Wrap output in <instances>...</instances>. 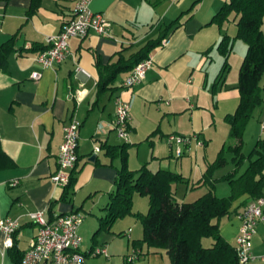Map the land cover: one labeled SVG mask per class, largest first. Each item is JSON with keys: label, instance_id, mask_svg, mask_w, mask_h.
<instances>
[{"label": "crops", "instance_id": "crops-1", "mask_svg": "<svg viewBox=\"0 0 264 264\" xmlns=\"http://www.w3.org/2000/svg\"><path fill=\"white\" fill-rule=\"evenodd\" d=\"M75 1L0 0V45L9 39L13 45L0 67V217L19 221L11 247H3L0 233V264H19L18 254L37 231L28 216L33 211H43L49 221L71 211L82 213L80 250L87 253L102 247L107 252L87 255V264H169L163 249L137 243L142 227L135 218H119L122 226H115L117 220L108 230L94 234L107 212L121 166L120 158L108 155L106 147L125 144L129 169L146 164L154 171L180 174L183 181L174 185L175 196L180 190L182 198L191 195L194 199L208 190L200 180L207 165L221 154L223 163L212 172L213 191L219 197L227 196L231 187L223 176L242 173L257 156L256 141L264 142L259 126L264 119V73L259 80L262 102L254 108L236 154L229 147L234 140L225 117L239 102L238 71L246 44L233 39L228 69L220 78L224 58L216 47L222 34L235 36L236 26L228 23H235L234 18L219 26L212 17L226 0H90L91 9L110 23L109 34L70 36L68 56L54 67L42 68L35 57L72 15ZM163 34L148 52L153 64L139 83L123 89L122 81L130 72L123 70L112 89L98 93L97 62L106 65L119 58L126 62L146 41ZM163 39L167 40L164 44ZM34 70L40 72L38 79L30 77ZM117 95L132 98L127 142L112 127ZM71 117L80 120L77 161L63 198L65 186H55L50 176L57 168L63 127ZM171 133L196 138L177 157L175 144L167 140ZM196 139L203 144L198 145ZM228 139L231 142L226 143ZM248 144L251 147L245 152ZM93 153L95 159L90 160ZM252 199L243 192L218 219L219 233L231 245L237 236L239 213ZM251 253L247 264H264L259 258L264 254V218L251 238ZM131 254L136 256L127 260Z\"/></svg>", "mask_w": 264, "mask_h": 264}, {"label": "trees", "instance_id": "trees-1", "mask_svg": "<svg viewBox=\"0 0 264 264\" xmlns=\"http://www.w3.org/2000/svg\"><path fill=\"white\" fill-rule=\"evenodd\" d=\"M232 18L235 19V36L222 34L216 48L224 58L219 72L221 78L228 69V55L232 49L233 39L239 38L246 44V51L238 71L239 102L234 112L225 117L230 127V137L234 140V144L229 147L239 154L244 128L254 108L262 102L259 80L264 73V29H262L264 0H226L213 15L212 21L222 26L223 22ZM164 37L165 34L146 41L126 62L121 58L106 65L97 62L98 93L112 89L117 74L123 70H131L139 60L147 57L150 49ZM12 48L11 39L0 45V67L5 65ZM262 147L264 142L257 140L254 147L257 156L250 159L242 173L236 176L234 173L223 176L231 187L229 195L219 197L213 191L212 172L223 163L220 154L214 162L207 165L200 180L201 184L208 186V190L191 201H179L173 187L183 181L180 174L166 169L154 171L146 164L135 170L129 169L126 145L107 146L106 153L111 157L118 156L121 166L117 169L115 189L106 205L107 212L100 217L94 234L100 230H108L118 218L133 213L140 217L142 223V237L137 243H145L150 248L163 249L168 256L169 264H239L234 246L219 233L218 219L229 212L233 200L243 192L248 193L253 199L262 195L261 191L264 188V151L260 150ZM1 155L3 151L0 143ZM72 179L71 174L68 184L64 187L63 198L69 192ZM134 193L147 195L149 207L146 213L132 211ZM204 237L212 239L210 246H203ZM22 254L23 252L18 254L19 264Z\"/></svg>", "mask_w": 264, "mask_h": 264}, {"label": "built area", "instance_id": "built-area-1", "mask_svg": "<svg viewBox=\"0 0 264 264\" xmlns=\"http://www.w3.org/2000/svg\"><path fill=\"white\" fill-rule=\"evenodd\" d=\"M110 23L99 11L90 7V0H76L72 8V15L63 21L59 31L47 38V47L35 57L42 68L54 67L69 54L68 38L70 36L85 37L89 32L108 35ZM166 39L162 43H166ZM153 60L147 56L139 60L122 81V88L130 90L146 75ZM30 77L38 79L40 72L34 70ZM78 93V92H77ZM132 98L115 97V113L112 127L116 135L123 141H128V123L131 118ZM260 130L264 132V119L260 122ZM80 120L71 117L63 127V138L57 154V168L50 178L55 186L64 187L68 184L71 172L77 161V147ZM195 136L168 134L167 140L175 144V155L181 156L184 146L188 145ZM198 145L203 142L196 139ZM99 147L95 146V151ZM12 182V184H14ZM30 219L37 224V231L29 240L23 251L20 264H87L86 256L107 255L106 249L95 247L87 253L80 250L82 236L78 228L83 220V214L71 211L47 220L43 211L29 212ZM264 218V194L248 202L239 213L240 224L235 238L234 248L239 264H247L251 258V238L256 232L258 222ZM19 226V221L12 217H0V233L4 235L2 245L5 248L13 245V234ZM131 254L127 260L135 257ZM259 258L264 260V254Z\"/></svg>", "mask_w": 264, "mask_h": 264}, {"label": "rangeland", "instance_id": "rangeland-1", "mask_svg": "<svg viewBox=\"0 0 264 264\" xmlns=\"http://www.w3.org/2000/svg\"><path fill=\"white\" fill-rule=\"evenodd\" d=\"M229 24H234L235 25V23L234 22H232V21H230V22H228ZM262 29H264V26H262ZM241 40V39H240ZM243 42V41H242ZM231 139V138H230ZM230 139H228L227 141H226V143H228V142H231V140ZM249 147H251V145L250 144H248V145H246L245 147H244V150H245V152H247L250 148ZM181 194V192H180V190H179V192H177V195H176V198L180 201V199H184L185 201H191L192 199H194V197L195 196H193V198H192V196L190 195V196H188V197H186V198H182V196L180 195ZM148 207H149V199H148V197H147V195H142V194H139V193H134L133 194V196H132V211L133 212H135V213H146L147 212V210H148ZM130 216H132V217H130ZM120 218H122V220H132L133 221V219L135 218L137 221H139V223H140V226L142 227V223H141V219H140V217L139 216H137V215H135V214H133V213H130V214H126V215H124L123 217H120ZM124 218V219H123ZM118 220V221H117ZM116 221V225L115 226H118V227H120V226H122V225H120V223H119V218L117 219ZM121 220V219H120ZM121 222V221H120ZM125 221H123V223H124ZM211 242H212V239L211 238H209V237H204L203 239H202V243H203V246H210L211 245Z\"/></svg>", "mask_w": 264, "mask_h": 264}, {"label": "water", "instance_id": "water-1", "mask_svg": "<svg viewBox=\"0 0 264 264\" xmlns=\"http://www.w3.org/2000/svg\"><path fill=\"white\" fill-rule=\"evenodd\" d=\"M95 155H96V154H95V153H93V154L90 156V158H89V159H90V160H94V159H95Z\"/></svg>", "mask_w": 264, "mask_h": 264}]
</instances>
